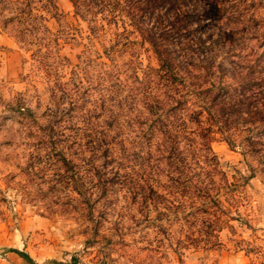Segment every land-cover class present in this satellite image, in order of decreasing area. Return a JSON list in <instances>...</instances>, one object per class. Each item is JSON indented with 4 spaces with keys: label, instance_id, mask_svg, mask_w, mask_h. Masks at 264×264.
I'll use <instances>...</instances> for the list:
<instances>
[{
    "label": "rangeland",
    "instance_id": "374dc122",
    "mask_svg": "<svg viewBox=\"0 0 264 264\" xmlns=\"http://www.w3.org/2000/svg\"><path fill=\"white\" fill-rule=\"evenodd\" d=\"M55 2L0 23V264H264V0Z\"/></svg>",
    "mask_w": 264,
    "mask_h": 264
},
{
    "label": "trees",
    "instance_id": "16d2710c",
    "mask_svg": "<svg viewBox=\"0 0 264 264\" xmlns=\"http://www.w3.org/2000/svg\"><path fill=\"white\" fill-rule=\"evenodd\" d=\"M39 2L42 3L39 4ZM40 11L50 14L58 21L59 15L55 0H0V23L3 27H8L12 23L16 25V31L21 37L29 33L32 40L39 39L40 42L42 38L36 34L39 27L43 25L40 19L44 18ZM16 252L24 255L18 250Z\"/></svg>",
    "mask_w": 264,
    "mask_h": 264
},
{
    "label": "crops",
    "instance_id": "0c3cea01",
    "mask_svg": "<svg viewBox=\"0 0 264 264\" xmlns=\"http://www.w3.org/2000/svg\"><path fill=\"white\" fill-rule=\"evenodd\" d=\"M3 263H5V262H3ZM6 264V263H5ZM7 264H10L8 261H7Z\"/></svg>",
    "mask_w": 264,
    "mask_h": 264
}]
</instances>
